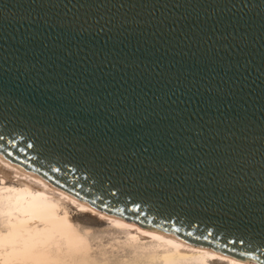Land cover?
<instances>
[{
	"label": "water",
	"instance_id": "95a60500",
	"mask_svg": "<svg viewBox=\"0 0 264 264\" xmlns=\"http://www.w3.org/2000/svg\"><path fill=\"white\" fill-rule=\"evenodd\" d=\"M0 147L264 261V0H0Z\"/></svg>",
	"mask_w": 264,
	"mask_h": 264
},
{
	"label": "bare ground",
	"instance_id": "6f19581e",
	"mask_svg": "<svg viewBox=\"0 0 264 264\" xmlns=\"http://www.w3.org/2000/svg\"><path fill=\"white\" fill-rule=\"evenodd\" d=\"M102 206L0 147V264H264Z\"/></svg>",
	"mask_w": 264,
	"mask_h": 264
}]
</instances>
